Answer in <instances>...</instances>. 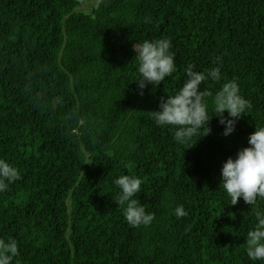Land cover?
<instances>
[{"label": "trees", "instance_id": "obj_1", "mask_svg": "<svg viewBox=\"0 0 264 264\" xmlns=\"http://www.w3.org/2000/svg\"><path fill=\"white\" fill-rule=\"evenodd\" d=\"M86 3L0 0V158L20 172L0 192L11 264H264L245 251L264 199L231 205L220 186L223 163L264 126V0H98L91 14ZM161 38L176 71L141 96L134 47ZM189 64L219 67L201 90L235 80L251 107L224 136L209 96L211 134L187 148L152 112ZM123 174L142 179L149 226L115 203Z\"/></svg>", "mask_w": 264, "mask_h": 264}, {"label": "clouds", "instance_id": "obj_2", "mask_svg": "<svg viewBox=\"0 0 264 264\" xmlns=\"http://www.w3.org/2000/svg\"><path fill=\"white\" fill-rule=\"evenodd\" d=\"M172 45L167 38L144 40L134 47L138 62L137 81L138 94L143 95L147 85H159L176 71L175 54L170 51ZM217 62L220 57H217ZM186 79L173 95L161 98L159 110L152 112V120L157 126L175 127L174 140L177 143L191 146L193 137L211 134L207 127L213 116L208 115V97L212 96L213 110L219 123L224 126L223 135L228 136L235 131L236 123L246 110L250 109V101L240 94L235 80L222 84L214 94L207 88L201 90V84L207 80L219 81L220 68L214 67L207 74L195 71L189 64L185 69ZM227 113L225 117L224 113ZM248 146L240 149L235 158L229 157L221 167V184L224 192L231 199V205H236L242 198L249 206L256 205L257 199H264V126L255 127L247 141ZM20 178L18 168L5 159L0 158V192ZM142 179L135 175L123 174L116 177L112 183L119 191L115 203L123 206L126 221L133 227L149 226L155 219L153 212L146 211L144 205L135 198L140 192ZM174 215L179 218L187 215L183 205L174 209ZM256 223L247 232L246 255L250 261L264 260V210L255 211ZM19 255L18 242L14 238H0V264H11Z\"/></svg>", "mask_w": 264, "mask_h": 264}, {"label": "rangeland", "instance_id": "obj_3", "mask_svg": "<svg viewBox=\"0 0 264 264\" xmlns=\"http://www.w3.org/2000/svg\"><path fill=\"white\" fill-rule=\"evenodd\" d=\"M97 4H98V0H87V3L83 6L81 11L91 14L93 9H95V7L97 6Z\"/></svg>", "mask_w": 264, "mask_h": 264}]
</instances>
